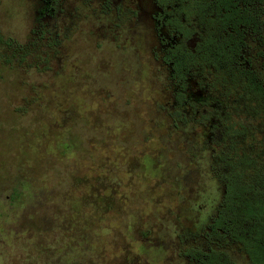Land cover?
<instances>
[{
    "label": "rangeland",
    "instance_id": "obj_1",
    "mask_svg": "<svg viewBox=\"0 0 264 264\" xmlns=\"http://www.w3.org/2000/svg\"><path fill=\"white\" fill-rule=\"evenodd\" d=\"M138 2L145 23L114 26L98 1L66 0L55 53L6 63L0 48V264H194L183 238L202 241L223 185L206 130L175 129L161 108L174 34L150 19L153 0ZM260 8L239 62L264 85ZM50 12L48 0H0V38L33 42Z\"/></svg>",
    "mask_w": 264,
    "mask_h": 264
},
{
    "label": "trees",
    "instance_id": "obj_2",
    "mask_svg": "<svg viewBox=\"0 0 264 264\" xmlns=\"http://www.w3.org/2000/svg\"><path fill=\"white\" fill-rule=\"evenodd\" d=\"M80 1L88 7L92 5L91 0ZM155 1L169 9L166 11L171 16L165 25L176 30V40L163 50V62L171 70L167 82L172 90L170 104L161 108L175 129L206 130L202 149L209 152L213 176L223 185V204L202 241L186 231L182 243H195L194 249L190 247L188 251L189 256L195 255L194 264H264V85L239 62L246 34L259 35L262 30L263 0ZM48 2L51 12L38 19L42 26L35 29L33 42L17 44L0 38V48L9 51L4 62H21L42 47L46 53L56 52L71 22L67 19L70 13L64 10L66 0ZM98 4L97 13L112 15L115 26L127 18L136 20L143 15L136 4L132 11L122 10L118 1L98 0ZM235 13L239 17L237 25L227 20ZM60 22L66 23L62 34ZM187 29L191 33L185 48L180 49V33L186 35ZM209 37L213 40L212 48H216L213 54L219 51L217 43L226 38L224 60L207 55L205 44ZM203 79L209 81L202 85V94L193 93L189 83L200 84ZM199 95L202 99L198 100ZM206 239L213 244L203 248Z\"/></svg>",
    "mask_w": 264,
    "mask_h": 264
},
{
    "label": "flooded vegetation",
    "instance_id": "obj_3",
    "mask_svg": "<svg viewBox=\"0 0 264 264\" xmlns=\"http://www.w3.org/2000/svg\"><path fill=\"white\" fill-rule=\"evenodd\" d=\"M96 1H98V0H96ZM115 0H112V2H114ZM118 1V0H117ZM119 3H120V6H121V9L122 10H128V11H132L133 9H134V6H135V4L137 5V6H139L140 7V10L142 11V13L144 14V13H147L145 10H143V6H142V4L143 3H140L139 4V2H138V0L136 1V0H119L118 1ZM153 4H154V6H155V8L157 9V11L155 12V13H153V15H149V13H148V15H149V17H150V19H153L154 21H155V23L156 24H159L160 23V25L162 26L161 28H160V30H163V31H165L166 33H173L174 35L172 36L173 38H174V40H176L175 39V37H176V30H174L172 27H170V26H168V25H165V23L167 22V19L171 16V15H169L168 14V12L166 11V10H169V9H167L166 8V6H163V5H157L156 4V1L155 0H153ZM142 6V7H141ZM168 7V6H167ZM133 8V9H132ZM253 14H254V12H252ZM139 15V14H138ZM144 16V15H143ZM139 17V16H138ZM226 17H228V14H226ZM238 16L236 15V13L235 14H233L232 16H231V18H227V20L229 19L230 21H232L234 24H236L237 25V23H238ZM129 20H131V22L132 23H137V24H142V23H145V21L144 20H138V19H130V18H127L126 20H123V23L121 24V25H123V24H125L126 22H128ZM138 20V21H137ZM121 25H119V26H121ZM115 26V25H114ZM176 25H173V27L176 29V27H175ZM155 32H156V30H155ZM191 33V29H187L186 30V35H184L183 33H180V36H183V38H181L180 39V45H179V48L181 49V48H185V40H186V38H187V36L189 35ZM138 34V33H137ZM182 34V35H181ZM207 39V41L208 42H206V44H205V46H206V48H205V51H206V53H207V55L211 58H213V56L215 55V56H217L218 57V59H219V61L221 60H224V58H225V56H224V50H225V45H226V38L225 37H223V39L222 40H220L218 43H217V46H218V49H219V51H217V53L215 52V54H213V52H214V50L216 49H213L212 48V45H213V40H212V38L211 37H209V38H206ZM237 40V38L234 36V40ZM171 42H173V40H170ZM170 44V42H168L167 43V45H169ZM163 50H165V47H163L162 48ZM162 50V51H163ZM160 60H161V62L164 64V62H163V60H164V52H163V54L162 55H160ZM166 70H168V76L170 75V73H171V70L169 69V67L166 69ZM193 83L194 84H197V82L196 81H194V82H192V85H193ZM206 86V85H205ZM198 100L199 99H202V97H201V95H199L198 96V98H197ZM206 101H208V104L209 105H211V106H213L214 104L212 103V101H210V100H206ZM188 232H190V231H188Z\"/></svg>",
    "mask_w": 264,
    "mask_h": 264
}]
</instances>
